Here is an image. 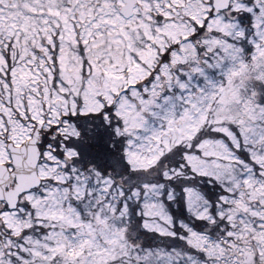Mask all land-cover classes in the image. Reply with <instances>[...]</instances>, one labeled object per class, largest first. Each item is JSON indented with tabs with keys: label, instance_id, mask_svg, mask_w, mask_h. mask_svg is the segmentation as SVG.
Listing matches in <instances>:
<instances>
[{
	"label": "snow or ice",
	"instance_id": "1",
	"mask_svg": "<svg viewBox=\"0 0 264 264\" xmlns=\"http://www.w3.org/2000/svg\"><path fill=\"white\" fill-rule=\"evenodd\" d=\"M0 264H264V0H0Z\"/></svg>",
	"mask_w": 264,
	"mask_h": 264
}]
</instances>
